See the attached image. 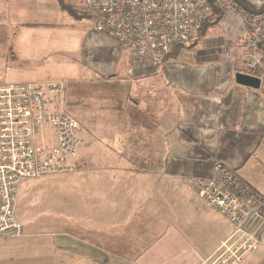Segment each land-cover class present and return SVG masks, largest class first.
I'll list each match as a JSON object with an SVG mask.
<instances>
[{
    "label": "crops",
    "instance_id": "crops-1",
    "mask_svg": "<svg viewBox=\"0 0 264 264\" xmlns=\"http://www.w3.org/2000/svg\"><path fill=\"white\" fill-rule=\"evenodd\" d=\"M29 4L35 1L0 0V26H19ZM65 4L60 9L75 21L88 17L82 0ZM87 20L79 58L68 63L86 75L47 82L102 86L93 97L76 90L96 101L92 110L81 109L93 117H77L91 131L83 132L73 171L22 184L15 208L21 232L0 237V264H210L231 227L185 179L213 177L223 166L264 196V84H236L235 74L245 72L232 69L224 49L231 45L232 56L246 52L240 18L224 14L220 36L202 40L187 61L162 65L97 33ZM147 75L148 84L140 80ZM128 81H141V105L129 102L122 116L104 109V101L128 97ZM237 87L243 109L240 128L232 130L222 126L221 114Z\"/></svg>",
    "mask_w": 264,
    "mask_h": 264
},
{
    "label": "built area",
    "instance_id": "built-area-1",
    "mask_svg": "<svg viewBox=\"0 0 264 264\" xmlns=\"http://www.w3.org/2000/svg\"><path fill=\"white\" fill-rule=\"evenodd\" d=\"M94 31L156 64L179 43L192 41L212 6L237 13L246 27V52L234 69L264 84V13H249L232 0H82ZM231 57V50L225 51ZM235 57V56H234ZM63 82L0 85V237L19 236L15 208L22 184L73 171L83 146L80 123L60 105ZM200 198L231 227L210 264H240L264 252V200L226 167L209 178H186ZM257 264H264V256Z\"/></svg>",
    "mask_w": 264,
    "mask_h": 264
},
{
    "label": "rangeland",
    "instance_id": "rangeland-1",
    "mask_svg": "<svg viewBox=\"0 0 264 264\" xmlns=\"http://www.w3.org/2000/svg\"><path fill=\"white\" fill-rule=\"evenodd\" d=\"M31 1H35V4H29L24 7L27 10L24 9L25 13L23 16H27V19H23L19 23V26L14 27L15 23L11 22L7 23L4 27L0 26V85L16 82L46 84L49 83L47 81H55L59 80V78L86 75L83 69L77 66H68V63L72 59L78 60L79 58L78 54L81 49L80 30L81 28L85 27L84 29H86L88 27V17L82 16L80 20L75 21L76 18L72 14L67 11L62 12L57 0ZM78 14H82V9L78 10ZM235 14L240 17L237 13ZM79 21L82 23V26H80ZM241 23L243 24L242 21ZM23 24L39 25L35 27ZM243 26L246 31L244 24ZM218 36H220V32L217 30V27H214L207 32L205 40H203L206 41ZM234 41L236 42V39L232 40V42ZM200 44H197L194 48L199 47ZM231 48V45L224 47L226 51L230 49L233 52ZM193 49L183 50L177 60L182 62L187 61L186 53L190 52L192 54L197 51V49H195L196 51ZM11 51L12 53H10ZM237 62V55L233 56L231 60L232 69L237 65ZM64 81V93L62 97H64L67 87V94L69 96H67V99L71 98V100L81 97L76 91L77 88H82L84 90L83 94L89 97L100 94V89L102 88V86H98L97 84H87L86 81H81L80 79L78 81H71L70 79L68 82L67 80ZM111 95H115V93L113 92ZM62 101L64 103V98H62ZM153 101L154 98L152 97L145 104L151 105ZM63 105L61 103L60 107H63ZM81 109L77 107L71 110L73 115L77 117L81 116L84 119L93 117L92 112L85 116ZM86 121L89 120L87 119ZM73 168H75L74 165ZM202 201L205 200L202 199ZM262 254L263 250L257 249L255 252L247 254L246 260L254 263L260 259Z\"/></svg>",
    "mask_w": 264,
    "mask_h": 264
},
{
    "label": "trees",
    "instance_id": "trees-1",
    "mask_svg": "<svg viewBox=\"0 0 264 264\" xmlns=\"http://www.w3.org/2000/svg\"><path fill=\"white\" fill-rule=\"evenodd\" d=\"M60 7L62 9H65L66 4L65 0H57ZM235 2L239 7L245 9L249 13H264V4L260 6H253L249 4L246 0H232ZM224 16V13L218 9L215 6H212L210 15L208 16L207 20L205 21L204 25L202 26L201 30L197 34V36L190 42L187 43H179L174 45L170 51L162 57L161 64H167L171 62H175L179 56V54L183 50H192L197 44H199L207 35V32L214 27H217L220 21L222 20ZM12 53V51L10 52ZM13 57V56H12ZM111 76L107 77L110 78ZM140 80L143 83H150L151 82V76L147 75ZM141 81H128V97L126 99H112L111 101H104V109L106 110H113L117 115L122 116L125 113L126 110V104L133 103L136 106L141 105L142 100H141V91L140 86H136V82L140 83ZM166 81V80H165ZM145 85V84H144ZM237 91L231 92L227 97H225L226 102H227V107L223 109L222 114H221V122L222 126L227 128V129H232V130H238L241 126V115H242V109H243V95L242 92L239 90V87H237ZM64 105L61 107L63 110L68 112L71 116H73L78 122L79 119L77 116L73 115V112L71 109L73 108H82L85 110H92L95 104V100L93 99H88L84 97H77L73 98V100L67 99V97L64 94ZM181 98L186 99L185 96H181ZM187 100V99H186ZM141 102V103H140ZM181 102V101H180ZM101 104V102H99ZM111 103V104H110ZM134 108V107H133ZM80 123V122H79ZM80 133L79 137L83 138V132L90 130V128H86L83 126V124L80 123ZM81 138V139H82ZM80 151V150H79ZM135 159H145L147 157H141L137 154H134Z\"/></svg>",
    "mask_w": 264,
    "mask_h": 264
},
{
    "label": "water",
    "instance_id": "water-1",
    "mask_svg": "<svg viewBox=\"0 0 264 264\" xmlns=\"http://www.w3.org/2000/svg\"><path fill=\"white\" fill-rule=\"evenodd\" d=\"M235 82L240 86H244L252 89L260 88V80L258 78L243 73L235 74Z\"/></svg>",
    "mask_w": 264,
    "mask_h": 264
}]
</instances>
